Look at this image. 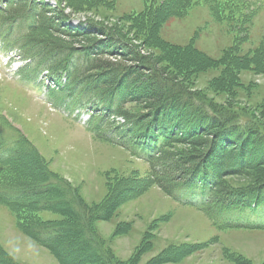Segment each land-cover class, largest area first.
Masks as SVG:
<instances>
[{
  "label": "rangeland",
  "instance_id": "374dc122",
  "mask_svg": "<svg viewBox=\"0 0 264 264\" xmlns=\"http://www.w3.org/2000/svg\"><path fill=\"white\" fill-rule=\"evenodd\" d=\"M34 3L33 7L51 11L48 16L55 19L53 25L72 31V36L49 31L41 34L43 39L64 47L100 46L102 59L111 52L118 62L122 59L117 55L125 54L131 59L121 64L125 78L136 72L141 85L161 82L162 87L155 90L165 93V86L176 84L192 93L205 111L214 115L228 111L251 125L249 133L257 130L264 135V0ZM75 20L88 30L82 31L84 26ZM13 35H27V47H39L29 34ZM114 38L125 40L131 46L129 53ZM135 53L140 57L135 59ZM24 56L37 61L41 57L37 52L36 57ZM155 73L158 77L153 79ZM51 87L46 77L33 85L18 73L4 71L0 60V115L26 138L37 158L33 156L31 172L0 170V187L41 186L49 177L61 184L59 193L44 195L56 202L44 210L19 212L0 202V264H264L263 230L218 231L205 215L178 205L162 183L151 182L145 162L88 133L83 116L80 121L76 118L81 112L73 114L69 107L72 99L68 93L54 87L50 97L47 90ZM137 94L134 100L140 102L125 101L114 120L132 125L153 109L148 91ZM216 135L210 130L198 131L187 142L173 144L167 150L179 161L173 173L196 151H202L196 161L211 151L209 146L203 149L202 142L213 141L217 152L220 147L229 148L240 163L245 151L256 153L257 135L252 144L244 146ZM252 161L248 157V167ZM261 163L241 171L239 164H233L232 172L225 171L216 185L220 199L231 190L241 194L260 191L264 160ZM164 179L167 184V177ZM52 226L59 230L62 251L33 237L36 231L42 229L41 234Z\"/></svg>",
  "mask_w": 264,
  "mask_h": 264
},
{
  "label": "trees",
  "instance_id": "16d2710c",
  "mask_svg": "<svg viewBox=\"0 0 264 264\" xmlns=\"http://www.w3.org/2000/svg\"><path fill=\"white\" fill-rule=\"evenodd\" d=\"M47 12L50 13L51 11ZM47 31L49 30H39V36L43 37ZM64 32L65 30H62V33ZM82 33L84 35L86 34V32ZM114 40L120 49H127V52L129 53L131 46L126 43L125 40L122 38H114ZM40 41L42 43L43 41L47 43L44 45L46 48H55V44L48 42L49 39ZM59 42L61 41L59 40ZM56 44L59 46L64 45L63 43L57 42ZM95 48L99 50L100 46L97 47L96 45H93L91 47V53L101 55V52L95 51ZM128 53L127 55L130 56ZM105 54L108 56L107 59H99L101 57H98L92 63L93 68L100 70V72L96 73L94 76L99 80V82H101V89L103 91L105 89L108 92H118V94L125 101H128L129 98L131 101L134 100L138 95L137 92L148 91L149 97H151L152 100L150 101V104L152 105L153 109L151 108V111H148L146 115L138 117L137 123H134L133 126H131L128 133H120L118 137L122 140V143H126L125 145L122 143H114L113 141H109L107 138H103L102 136H99V138L103 142L120 146L121 149H125L129 155L136 160L140 159V156L143 157L136 149H134V146L139 148V143L141 142V146L144 148L142 150L143 154H154L151 155V157L146 158L148 166L150 167L151 182L154 181L156 183H162V186L168 190L167 192L171 198L178 200L177 194L179 191H181V186L191 174L197 173L199 171L203 172L206 176L211 175L215 178L217 177L219 183H221L222 176L225 174V171L232 172V168L230 167H232L233 164H239V167L237 168L239 171L258 166L259 163L263 164L261 162L264 160V151L262 150V147L264 148V135L262 133H258L257 130L249 133V127H251V125L247 126L244 124L247 122L239 121L232 113H228L227 109L226 113L219 115H214L209 113L210 111H205V109L196 102V99L192 93L185 92L183 88H181V90L178 89V85L176 84H171V86L169 84L170 87L164 85V89L168 91L165 93V91L162 90H155V88L158 86L162 87L160 84L161 82H154L153 85L147 83H143V85H141V77L137 76L135 78L134 74H136V72H129L127 78H125V67L121 64H124L123 62H128L131 59L125 57V54H119L117 57H120L122 60L118 62L117 59L113 58L109 52ZM136 55L140 57L139 54L135 53V59H137ZM153 75V79L158 77V73ZM134 101L140 102V100ZM158 104L159 106L155 107ZM147 109H150L149 106ZM119 111L122 110L120 108L117 110L116 113L118 115L120 113ZM209 130L212 133L217 134L216 136L223 135L229 140L232 138L233 142L235 141L241 146H244L248 143L252 144L253 138L257 135L256 139L254 140V144L256 147L261 145V150H259L257 147L258 151L256 150V153H247L245 151V159H243L242 163H240L236 158H234L235 154H233L229 148L224 150L220 147L218 148L217 152V146L213 141H207L206 144L205 142H202L199 143V145L202 146L203 149H206V147L209 146L210 148L208 149L211 151H208V153L198 161L196 160L199 159L200 153L202 151H196L195 153L197 154L188 157L185 165H180L179 168H177L179 171L177 174L173 173L174 171L172 170H175L174 164L179 161L175 160V156L169 155L167 150L173 146V144L187 142V140L194 134H198V131ZM225 132H228V135H225ZM180 134H183V137H181ZM106 135L110 136L108 133H106ZM20 138H22V140L15 144L6 140H2V142H0V170L13 172L23 171L21 173H25V171H34L32 168H35L33 156L35 158L36 156L34 155V150L23 135H20ZM149 143L150 146L152 144H161V146L151 149L150 146H147ZM131 149L133 150L130 151ZM223 151H226V153ZM248 157L251 160L256 161H252L254 166L251 165V167H248ZM166 164H171L172 167L167 168L165 167ZM262 172L263 174L260 175V179L264 180V171ZM152 176H155L154 180H152ZM165 177H167V184L163 183ZM47 180L48 183L45 185L31 186L28 188L0 187V202L8 207H11V210L15 209L19 212L35 210L40 211L53 207L56 202H52L51 200L44 198V195L59 193L61 184L51 177L47 178ZM203 189L209 196V203L194 204L188 201H182L179 205L190 209L193 208V210L207 216L211 222V225L216 230L223 232L230 229H238L230 225V222L228 221L229 213L244 207H248L257 199H264V187H262L260 191L254 190L242 194L231 190L230 192L232 193L230 195H225L221 199L217 188L204 185ZM214 201L217 203L214 204ZM227 202L230 203L228 204ZM17 213H15L16 216H19ZM40 231H42V229L35 232V236H33L35 239H38L41 243L50 247V249H62V245L59 244L61 235L59 234L58 228L55 226L46 227L43 230L44 233L41 234ZM43 237L48 238V240L45 241ZM101 255L104 259H106L105 254Z\"/></svg>",
  "mask_w": 264,
  "mask_h": 264
}]
</instances>
